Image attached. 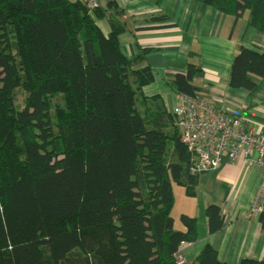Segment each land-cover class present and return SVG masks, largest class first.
I'll return each instance as SVG.
<instances>
[{"label": "trees", "instance_id": "1", "mask_svg": "<svg viewBox=\"0 0 264 264\" xmlns=\"http://www.w3.org/2000/svg\"><path fill=\"white\" fill-rule=\"evenodd\" d=\"M193 1L237 21L249 13L264 35V0ZM107 13L109 37L81 1L0 0V264H175L198 241L197 220L182 216L178 231L172 215L173 185L195 197L193 155L160 97L143 94L151 51L125 58V14L115 0ZM199 72L171 88L198 96ZM254 78L264 53L242 47L229 87L255 93ZM206 218L210 236L224 227L218 206ZM212 256L208 245L189 264H222Z\"/></svg>", "mask_w": 264, "mask_h": 264}, {"label": "crops", "instance_id": "2", "mask_svg": "<svg viewBox=\"0 0 264 264\" xmlns=\"http://www.w3.org/2000/svg\"><path fill=\"white\" fill-rule=\"evenodd\" d=\"M95 1L103 16L93 11L91 18L109 37V0ZM115 2L125 14L122 23L127 30L119 37L121 54L132 60L141 50L151 51L146 62L155 80L143 89L145 97H160L166 111L172 113L179 104V95L170 84L189 66H195L200 71L195 78L197 95L215 108L225 109L231 117L242 118L246 128L264 135V79L254 78L260 86L255 93L229 87L232 63L242 47L264 53V35L249 25V13L237 21L193 0ZM257 182L256 172L225 161L217 171L200 175L193 198L183 187L173 185L176 229L185 230L180 223L182 216L198 223V241L183 246L188 264L208 245L213 259L222 264H238L246 259L264 262V229L258 217L248 212ZM212 205L222 210L225 223L220 232L210 236L206 210Z\"/></svg>", "mask_w": 264, "mask_h": 264}, {"label": "built area", "instance_id": "3", "mask_svg": "<svg viewBox=\"0 0 264 264\" xmlns=\"http://www.w3.org/2000/svg\"><path fill=\"white\" fill-rule=\"evenodd\" d=\"M89 9L95 0H80ZM172 114L183 145L193 155V174L217 171L225 161L243 164L257 173L258 182L249 204V215L259 217L264 211V135L244 126L242 118L231 117L225 109H217L200 96L179 95ZM183 246L175 255V264H186Z\"/></svg>", "mask_w": 264, "mask_h": 264}, {"label": "rangeland", "instance_id": "4", "mask_svg": "<svg viewBox=\"0 0 264 264\" xmlns=\"http://www.w3.org/2000/svg\"><path fill=\"white\" fill-rule=\"evenodd\" d=\"M96 9H97V6H96V8L91 9V12H93ZM23 102H24V95H23V91L20 90L19 91V103H20L21 106L23 105Z\"/></svg>", "mask_w": 264, "mask_h": 264}]
</instances>
